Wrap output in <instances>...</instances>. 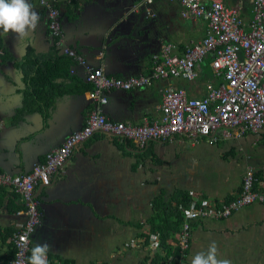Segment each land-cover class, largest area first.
Here are the masks:
<instances>
[{
    "label": "crops",
    "instance_id": "obj_1",
    "mask_svg": "<svg viewBox=\"0 0 264 264\" xmlns=\"http://www.w3.org/2000/svg\"><path fill=\"white\" fill-rule=\"evenodd\" d=\"M141 1L48 0L60 11L65 44L117 78L146 75L164 45L173 44L174 53L181 55L207 33V22L183 18L177 2L155 0L149 15L147 7L137 6ZM222 1L239 8L243 22L250 24L253 0ZM29 2L40 16L36 32L25 42L0 32V172L15 175L44 162L47 153L84 127L94 108L88 98L92 85L76 63L70 77L63 66L52 67L48 75L53 84L41 99L23 105L35 89L32 63L40 65L60 54L53 51L47 9L40 0ZM211 61L207 56L196 64L193 80L170 77L147 87L113 90L104 114L132 125L152 121L160 116L162 92L170 85L201 98L208 83L219 84ZM248 166L256 173L255 190L264 192V131L212 145L206 139L192 142L183 134L172 141H150L144 150L134 142L95 133L75 149L50 185L37 186L41 219L30 237L31 249L37 243L52 245L50 264H180L172 222L163 223L162 210L156 217L155 201L168 204L173 193L187 192L219 203L239 194ZM24 220L20 196L0 187V264L10 263L11 238ZM165 226L171 233L153 229ZM162 232L169 237L162 239ZM153 236L160 239L157 250L151 248ZM212 241L232 264H264V204H249L224 219L192 223L184 262L190 264Z\"/></svg>",
    "mask_w": 264,
    "mask_h": 264
},
{
    "label": "built area",
    "instance_id": "obj_2",
    "mask_svg": "<svg viewBox=\"0 0 264 264\" xmlns=\"http://www.w3.org/2000/svg\"><path fill=\"white\" fill-rule=\"evenodd\" d=\"M155 0H142L147 14ZM182 6L185 19L207 22L206 36L185 53H174L173 44L164 45L160 57H154L152 69L146 75L129 78L109 76L101 67L88 63L76 49L65 44L60 11L48 0H40L48 11V28L56 47L83 69L86 81L92 85L88 98L94 102L84 127L71 133L58 148L47 153L44 162L20 174L0 172V187H9L25 204V220L12 235L14 254L9 264H28L30 237L40 224L39 201L35 196L39 185L48 186L64 168L75 149L95 133H105L119 141L134 142L144 150L150 141H172L186 134L192 142L206 139L209 144L245 134L259 135L264 131V0H253V17L246 25L240 9L222 0H170ZM212 57L211 67L219 84H207L205 96L191 98L183 88L167 86L158 107L160 116L142 125L112 121L104 114L108 94L113 90H131L151 86L158 80L197 77L196 64ZM76 73L75 67L70 70ZM255 170L248 166L239 195L231 201L210 203L200 195H193L177 236L176 247L180 264L191 246L192 223L207 219H224L252 204H264V192L255 190ZM160 247L159 236H153L151 248ZM49 262V257H48ZM50 264V262H49Z\"/></svg>",
    "mask_w": 264,
    "mask_h": 264
},
{
    "label": "clouds",
    "instance_id": "obj_3",
    "mask_svg": "<svg viewBox=\"0 0 264 264\" xmlns=\"http://www.w3.org/2000/svg\"><path fill=\"white\" fill-rule=\"evenodd\" d=\"M40 23L39 13L29 0H0V32L13 34L19 42H25L32 36ZM52 245L48 242L37 243L31 249L28 264H49L48 254ZM190 264H232L222 258L216 241H212L206 250L199 251L190 260Z\"/></svg>",
    "mask_w": 264,
    "mask_h": 264
},
{
    "label": "trees",
    "instance_id": "obj_4",
    "mask_svg": "<svg viewBox=\"0 0 264 264\" xmlns=\"http://www.w3.org/2000/svg\"><path fill=\"white\" fill-rule=\"evenodd\" d=\"M53 51H55V53H57V54L60 53L61 55L59 54L57 57L50 58L49 61L43 62L42 64L40 63V65L36 62L37 60H35V63H32V65H34V67H35L36 74H35V77H33L30 82H32V84H31L32 88L34 87L35 89L32 91V93H31L32 95L24 98L23 105L25 107L29 106V103H27V101L29 99H31V98L41 99L40 94H42V93L44 94L49 89L48 85L53 84V78H50L48 75L49 70H51L52 67H57V66L61 65L64 67V75H66L68 77L71 76L70 70L74 66V63H75L74 60L72 58L62 54L60 48L56 47L55 44L53 46ZM37 65H38V69L36 70ZM237 196L228 197L225 199V201H231V200L235 199ZM171 199H172L171 202L168 204L164 203V199H158L157 201H155V203H154V214L156 215V217H158L161 215V210H162V213H163L162 216L164 218L162 220L163 223H167V221L170 223L172 222L171 223L172 224L171 231H174L176 238H177L179 231H180V228L182 226L183 220H184V210L188 208V206L192 200V194H189L187 192H182V193L175 192L171 196ZM173 202H175L176 204L173 205ZM161 203H163L162 208L160 206ZM167 215H170V217L166 218ZM171 217H173V218H171ZM165 227H166L165 229L164 228L161 229L159 227L153 228V229L154 230H160V231L166 230V231L170 232L169 229L167 228V226H165ZM162 234H163L162 239L164 238V240H165V237H169V233L164 234L162 232ZM172 264H177V262L172 263Z\"/></svg>",
    "mask_w": 264,
    "mask_h": 264
}]
</instances>
